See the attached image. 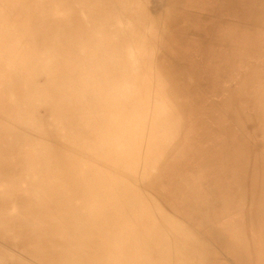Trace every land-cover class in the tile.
Here are the masks:
<instances>
[{
    "label": "clouds",
    "instance_id": "obj_1",
    "mask_svg": "<svg viewBox=\"0 0 264 264\" xmlns=\"http://www.w3.org/2000/svg\"><path fill=\"white\" fill-rule=\"evenodd\" d=\"M219 2L189 0L184 7L203 14ZM125 13L135 25L124 22ZM3 15L0 92L6 98L14 80L23 86L14 107L5 109L15 146L10 151L5 143L0 151V170L15 177L21 196L57 204L74 196L75 216L87 223L100 256L92 264H252L238 197L229 222L219 224L210 206L172 202L154 180L177 151L196 155L183 95L193 80L181 89L175 62H192L200 52L187 31L183 43L174 38L177 0H28L4 3ZM225 32L234 42L264 48V11L259 25L248 9L222 12L214 35ZM40 107L49 110L47 119L36 118ZM250 139L237 123L241 181ZM159 208L182 227L161 223ZM161 237L182 258L152 259L148 243ZM3 239L25 255L34 248L26 228ZM260 248L264 256V237Z\"/></svg>",
    "mask_w": 264,
    "mask_h": 264
},
{
    "label": "rangeland",
    "instance_id": "obj_2",
    "mask_svg": "<svg viewBox=\"0 0 264 264\" xmlns=\"http://www.w3.org/2000/svg\"><path fill=\"white\" fill-rule=\"evenodd\" d=\"M3 1L0 2V45L3 43ZM18 1L17 5L28 2ZM225 1L229 0H220L213 10L201 14L184 7L189 0H177L180 15L176 22L177 31L174 38L183 43L181 34L187 31L190 36L196 38L193 47L198 48L200 52V58L192 62H175L177 71L183 74L179 77L180 88L188 85L189 76L193 80L189 92L183 95L190 121L188 139L195 142L196 155L195 159H192L186 151H177L174 163L167 169L158 171L154 180L172 202H180L189 191L193 193L194 187L203 193V198H211L210 193L215 190L227 192L229 188L233 199H230V203L233 205L228 216L227 212L219 213L221 215L219 221L222 224L233 215L237 196L244 197L245 203H248L244 206L249 208L245 212L246 232L256 251V232L258 230L257 235L260 237L264 234V152H262L264 141L260 139L264 130V48L256 43L254 54L251 45L244 42V45L250 47L247 48L248 51L244 49L242 58L231 60L228 67L215 66L210 76L202 70L204 67L202 48L211 42V37L204 28L220 20L222 12L235 11L234 2L227 5ZM230 1H236L237 11L250 10L259 25L261 12L264 11V0H256V6L254 0ZM126 19L124 17V21ZM129 21L134 24L133 20ZM8 23L15 24L16 17L10 16ZM199 25L202 28H197ZM218 42L216 50L221 49L229 53L226 46H223L221 41ZM208 61L206 59L205 64L214 65ZM190 64H196L197 74H189ZM22 86L21 80H14L8 86L6 98L0 92V151L3 150L5 143L8 144L10 151L14 149L15 138L11 131L14 121L5 115V109L7 107L10 110L14 107ZM49 115L46 107H40L36 112L37 119H47ZM237 123H240L251 137L242 181L238 178L235 168L234 136ZM252 171L256 175V182L251 178ZM188 184L195 185H189V188L184 190ZM252 185L256 186V201L251 199ZM241 187L247 189L240 191ZM16 188L15 177L0 170V264H21V261H30L31 264L40 262L47 264L49 261L56 262L55 264H82L79 258L82 256V238L83 236L88 238L89 232L78 231V222L73 223L72 227H66L60 213L59 217L52 214L57 203L42 201L38 197H22ZM259 199L261 203H256ZM253 203L256 207L251 205ZM163 212L167 215L166 209ZM177 223L180 224L179 221ZM21 228L32 231L34 244H42L48 249L37 252L33 248L25 255L19 253L10 243H5L3 239L5 234L9 237L16 235ZM50 249L52 254L48 252ZM209 257L206 255L203 258L209 261L213 259V256L211 259ZM229 261L231 262V258Z\"/></svg>",
    "mask_w": 264,
    "mask_h": 264
},
{
    "label": "crops",
    "instance_id": "obj_3",
    "mask_svg": "<svg viewBox=\"0 0 264 264\" xmlns=\"http://www.w3.org/2000/svg\"><path fill=\"white\" fill-rule=\"evenodd\" d=\"M229 2H234V8L235 11H237V6H236V1H225V4H229ZM255 2V6H256V0H254ZM233 5V4H232ZM231 5V6H232ZM254 5V4H253ZM254 6V8H255ZM189 15V14H188ZM195 24H197V21L195 20ZM215 24V23H214ZM214 24L207 26L204 28V31L206 33H208L211 37V42L206 43L204 45V47L202 48V56H203V62L204 63V67L202 70H205V72L207 73L208 76H210V74L212 73V71L214 72V67L217 66V68L219 67H228V64L231 63V60H235L239 57L242 58L243 53H244V49L249 48L250 46L244 45V42H234L230 36V34L228 32H225L222 36L220 37H216L214 35ZM204 27V26H203ZM197 28H202L201 25H199ZM215 41V42H213ZM218 41H221L223 46H226L227 50H229V53H227L225 50H216L217 48V44L219 43ZM251 48L254 51V54L256 53V44H251ZM246 51V50H245ZM248 51V49H247ZM231 52V53H230ZM208 59V62H213V66H209L208 64H205V60ZM212 65V64H211ZM201 70V71H202ZM185 71V69H184ZM189 74L190 75H194L197 74L198 72V68L196 66V64H190V69H189ZM253 74V73H252ZM245 173V172H244ZM251 178H253V180L256 182V175L254 174V172H251ZM184 180H186L184 178ZM186 183H188L186 181ZM189 185H195V184H188L184 187V190H186L187 188H189ZM229 185V183H228ZM182 188V187H181ZM247 188L241 187L240 191H244ZM251 199L253 201H256V186L252 185L251 188ZM193 193L191 191H189L188 195H185L180 202L182 203H186L189 206H191L193 209H201L203 210L205 207L210 206L213 214L217 217V221L219 222V224H222L219 220V218L221 217V215H219V213L221 212H227V216L229 215L228 212L230 210V208H232V203H230V199H232L229 188L227 190V192H222V191H218L215 190V192H211L210 194H212L211 198H203V193L201 194L200 190H198L197 187H194ZM192 194V195H191ZM191 195V196H190ZM258 196H260V194H258ZM239 198V201L244 209V213L246 212V210H248V206H244L247 205L248 203H245V198L241 197V196H237ZM259 198V197H257ZM256 203H261L260 199L258 202ZM253 206L256 207V204H251ZM162 211H164V209L160 208ZM228 219V217H227ZM229 221V219L224 222V224H227ZM258 234V230L256 232V251L254 250L252 243L250 241V245H249V252H248V256H246V259H249L253 264H261V261H264V256L261 255V248H260V241L261 238L264 237V234L260 236L257 235ZM252 255V256H251ZM210 259H211V255ZM223 258H226L227 260H229V256H227L226 254H222ZM214 259V257H212ZM212 260V259H211Z\"/></svg>",
    "mask_w": 264,
    "mask_h": 264
},
{
    "label": "bare ground",
    "instance_id": "obj_4",
    "mask_svg": "<svg viewBox=\"0 0 264 264\" xmlns=\"http://www.w3.org/2000/svg\"><path fill=\"white\" fill-rule=\"evenodd\" d=\"M1 1L3 0H0V2ZM123 2L131 3V0H123ZM156 2L157 0H153L154 4ZM3 3H12V4L17 5L19 1L18 0H4ZM124 17L127 18L126 19L127 21L126 20L124 21L125 23H128V20H133L134 21L133 25H135L136 23L135 17L131 16L128 13H125ZM15 195H16V192H15ZM73 199H74V196L70 195L65 202L57 204V206L52 211V214H56V216L59 217L58 214L60 213L63 218L62 220H64V223L66 222V227L67 226L72 227L73 223L78 222L79 224L78 231H81V233H84L86 231L89 232L88 238H86L85 236H83L82 238V256H79V258L82 260V264H92V262L99 259L100 256L98 255L96 251V246L92 238V233L89 230L87 223L82 220L77 219L75 216L74 206L72 203ZM54 204L56 203L54 202ZM157 217L161 223H170L175 228L182 227V225L177 223V221L171 220V218L168 217V215H166L160 208L157 210ZM89 242L90 244H88ZM34 249L38 252V251H45L48 248H46L42 244H34ZM50 251L51 249L48 251L49 254H52V252ZM146 251L148 255H150V257L154 260L172 259L174 261L176 259L182 258L183 256L182 250H178L174 245L167 244V242L164 241L162 237L158 241L149 242ZM90 258L91 260H89Z\"/></svg>",
    "mask_w": 264,
    "mask_h": 264
}]
</instances>
